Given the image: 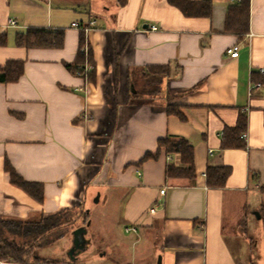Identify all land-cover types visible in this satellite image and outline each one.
<instances>
[{
	"label": "crops",
	"instance_id": "crops-1",
	"mask_svg": "<svg viewBox=\"0 0 264 264\" xmlns=\"http://www.w3.org/2000/svg\"><path fill=\"white\" fill-rule=\"evenodd\" d=\"M212 1L210 16L190 17L167 0H0V64L23 60L16 81L0 82V217L85 209L97 191L113 209L108 223L137 235L131 254L113 235L126 253L120 261L117 251L89 252L86 230L85 248L68 260L0 264H264V225L250 223L264 212V0L249 1L242 37L222 31L231 0ZM90 18L86 32L72 25ZM28 28L58 30L62 45H17L16 34ZM81 32L94 81L65 66ZM235 44L232 57L226 49ZM156 64L170 67L159 93L132 95L131 80L141 83L145 66ZM253 82L262 86L249 93ZM167 104L184 118L167 113ZM239 113L246 115L245 147L221 148ZM166 135L192 143L193 179L165 177L177 157L163 150L140 161ZM5 160L43 184L41 201L9 181ZM207 165L231 167L223 186H207Z\"/></svg>",
	"mask_w": 264,
	"mask_h": 264
},
{
	"label": "trees",
	"instance_id": "trees-1",
	"mask_svg": "<svg viewBox=\"0 0 264 264\" xmlns=\"http://www.w3.org/2000/svg\"><path fill=\"white\" fill-rule=\"evenodd\" d=\"M125 0H119L123 3ZM249 1L231 0L227 6L224 19L223 32L232 33L242 37L249 26ZM170 5L178 8L185 16L208 17L212 11V0H167ZM63 42L62 32L49 30L46 28H28L25 32L17 33L15 43L25 47H50L61 46ZM6 43L4 34H0V45ZM65 66L74 74L84 77L88 81L95 80V65L90 44L86 41L84 33L81 32L79 47L73 62L65 63ZM86 66L88 68L86 69ZM23 72V60L9 59L4 64H0V82L16 81ZM170 72L168 64L147 65L144 68V75L141 83H136V79L131 80L133 87L132 95L149 94L157 95L160 91V84L163 77ZM167 113L177 115L183 119L184 115L175 104L166 105ZM246 127V115L239 113L236 123L226 126L222 133L221 148L245 147V142L241 138V133ZM161 150L165 154L176 155L177 162L170 160L165 167V177H185L193 179L195 177V167L193 160V145L183 136L166 135L158 138L157 147L154 152L147 151L140 161L155 159ZM4 169L9 174V181L22 189L27 195L36 201L43 199V184L36 181L25 180L9 163L4 161ZM231 167L228 165H207L205 170V181L209 187H221L225 184ZM72 212V214L70 213ZM70 215L67 216V214ZM74 217H82L85 223L89 216L82 205L70 208H60L49 214H41L39 218H2L0 217V259L17 263L46 262L38 258L34 251L41 246L44 239L53 230L57 231L55 239L64 236L66 231H58L63 225L71 223ZM7 235L18 236L24 239L22 243L16 242ZM54 240V239H53Z\"/></svg>",
	"mask_w": 264,
	"mask_h": 264
},
{
	"label": "rangeland",
	"instance_id": "rangeland-1",
	"mask_svg": "<svg viewBox=\"0 0 264 264\" xmlns=\"http://www.w3.org/2000/svg\"><path fill=\"white\" fill-rule=\"evenodd\" d=\"M97 191L93 196L91 197V201L89 199L88 205L86 206L85 210L89 212V221L86 224L85 221L82 219V217H74L73 214V221L66 226L63 227V225L59 228L58 231H66L64 235H66V239L63 240V236L59 239H55L57 235V231L53 230L50 235H48V239H44L41 242V246L37 248L34 253L38 256L39 259L43 261H54V260H68L71 258L69 255V250L72 243V231L79 227V226H86V238L89 239V246L87 250L92 253L97 254L99 252H103L104 254H107L108 252L112 251L113 253L115 251L118 252V255L115 254V256H118V260L120 261V258L123 256H126L125 250L123 248H120V245L117 241V245L114 246L113 243L116 241L113 240V235L122 237L123 241L127 244L126 250L131 254L134 252L133 246L131 245L132 241H134L137 238V235L133 232H126L124 230V227L122 223L118 222L116 226H112V224L108 223L107 219V211H112L111 205H108L106 203V200L104 202L103 197L98 201L97 199ZM113 212V211H112ZM72 214V212H70ZM68 213L67 216L71 214ZM258 214L261 215L258 217ZM104 215V216H103ZM41 214H36L35 216H32V218H39ZM251 225L253 227H257L258 229H261L264 225V212L261 211L254 214V216H251ZM249 223V225H250ZM10 238H13L16 242L22 243L24 241L23 238L18 236H12L7 235ZM54 239V240H53ZM140 246V247H139ZM143 246V240L139 241L136 245V248L141 249ZM252 252H255L256 248L250 249ZM108 255V254H107ZM122 256V257H121Z\"/></svg>",
	"mask_w": 264,
	"mask_h": 264
},
{
	"label": "built area",
	"instance_id": "built-area-1",
	"mask_svg": "<svg viewBox=\"0 0 264 264\" xmlns=\"http://www.w3.org/2000/svg\"><path fill=\"white\" fill-rule=\"evenodd\" d=\"M9 23L10 24H15V20L14 19H10L9 20ZM95 23V20L93 18H90L89 20H87L86 22H83V23H78L76 21H73L72 22V25L81 29L83 32H86L93 24ZM151 29H155L156 26L155 25H152L150 26ZM226 52L232 56V57H235L238 55V45L235 44V45H232V46H229L227 47L226 49ZM88 68V66H86V69ZM260 72L261 73H264V68H260ZM262 86V83L261 82H253L251 83L249 86H248V91L249 93L252 91L253 88H256V87H261ZM241 137L243 139H245L246 137V132H242L241 133ZM160 193H164V188L160 190ZM151 211H153V209H151ZM129 230V228H126ZM134 229V228H133Z\"/></svg>",
	"mask_w": 264,
	"mask_h": 264
},
{
	"label": "water",
	"instance_id": "water-1",
	"mask_svg": "<svg viewBox=\"0 0 264 264\" xmlns=\"http://www.w3.org/2000/svg\"><path fill=\"white\" fill-rule=\"evenodd\" d=\"M85 233H86L85 226H79L72 231V246L70 247V250H69V255L71 257L73 256V253L77 249L82 250L85 248L87 244V239L84 236Z\"/></svg>",
	"mask_w": 264,
	"mask_h": 264
}]
</instances>
